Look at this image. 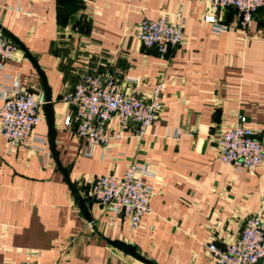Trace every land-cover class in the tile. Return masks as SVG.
<instances>
[{"label": "crops", "instance_id": "crops-1", "mask_svg": "<svg viewBox=\"0 0 264 264\" xmlns=\"http://www.w3.org/2000/svg\"><path fill=\"white\" fill-rule=\"evenodd\" d=\"M68 4L69 14L60 17ZM210 13L195 0H0V27L24 48L18 46L4 73L35 95L46 96V78L56 154L93 220L52 154L45 111L35 130L48 139L45 152L13 148L0 126V264H144L109 241L134 246L154 264H214L208 244L224 248L248 219L264 216V168L238 172L218 157L222 134L240 115L264 137V9L246 28L235 10L222 12L227 30L219 35L205 21ZM178 14L185 39L167 58L136 38L142 21H174ZM95 66L148 101L162 84L164 109L143 138L135 124L121 133L114 118L109 133L122 138L110 141L111 151L95 146L86 157L76 125L65 124L75 110L62 97ZM142 164L155 172L147 179L155 193L152 213L133 231L129 221L104 212L90 190L97 176L121 177Z\"/></svg>", "mask_w": 264, "mask_h": 264}, {"label": "built area", "instance_id": "built-area-1", "mask_svg": "<svg viewBox=\"0 0 264 264\" xmlns=\"http://www.w3.org/2000/svg\"><path fill=\"white\" fill-rule=\"evenodd\" d=\"M185 0H181L183 3ZM209 5L211 13L205 21L212 26L214 34L227 30L220 23V14L228 9L235 10L240 24L246 28L254 15L264 9V0H195ZM185 24L181 14L171 21L166 16L156 20L142 21L135 36L142 46L155 49L162 58H167L172 49L179 47L185 39ZM18 50V45L9 40L0 29V126L4 140L13 148L36 149L45 152L48 139L35 133L43 120L47 104L45 94L35 95L19 89V80L4 73L5 64ZM162 84H158L151 100H145L136 92L121 90L115 73H102L99 66L92 68L73 92L62 97V102L73 107L74 116H68L66 126L76 125L80 139L85 143L83 155L92 156L95 146L109 148L112 139L122 138V132L137 127L136 135L143 138L154 125L164 109L161 97ZM118 119L121 133H109V125ZM218 157L232 165L238 172L254 174L264 168V137L259 138L246 125L242 115L226 130L218 142ZM155 172L148 164L132 165L121 177L100 175L91 185V196L102 210L115 217L129 221L131 229L138 231L142 219L152 213L151 201L154 189L147 184ZM214 264H264V216L255 215L247 220L239 238L232 244L219 247L215 243L207 246ZM21 264H38L24 261Z\"/></svg>", "mask_w": 264, "mask_h": 264}, {"label": "water", "instance_id": "water-1", "mask_svg": "<svg viewBox=\"0 0 264 264\" xmlns=\"http://www.w3.org/2000/svg\"><path fill=\"white\" fill-rule=\"evenodd\" d=\"M1 29V27H0ZM2 30V29H1ZM3 33L7 36H9L18 46H21L22 49L23 46L22 44L11 34H9L8 32H6L5 30H2ZM32 59V58H31ZM32 61L35 63V61L32 59ZM44 84H45V90H46V100H47V104L44 107V111L46 113V118L47 121L49 123V127H50V137H51V145H52V154L60 168V170L62 171L63 175L66 178V181L69 184L70 189L72 190L78 204L79 207L81 209V211L83 212L85 218L92 223V217L90 216V213L88 211V207L86 206V202L84 200V198L81 196V194L79 193V190L77 189V187L74 185V183L72 182V180L70 179V176L68 174V171L66 169L63 168L62 164L60 163L58 156L56 154V148H55V129H54V123H55V110H54V104L52 102L51 99V94H50V89L48 87L46 78H44ZM109 244L111 246H113L114 248L120 250L121 252H124L127 255H130L132 257H134L135 259H137L138 261L144 263V264H154L144 258H142L140 255L137 254L136 252V248L132 245H128L125 244L123 242L120 241H109Z\"/></svg>", "mask_w": 264, "mask_h": 264}, {"label": "trees", "instance_id": "trees-1", "mask_svg": "<svg viewBox=\"0 0 264 264\" xmlns=\"http://www.w3.org/2000/svg\"><path fill=\"white\" fill-rule=\"evenodd\" d=\"M71 2H72V1H71ZM71 2H70V3H71ZM67 3H68V2H67ZM73 4H74V3H73ZM68 6H69V4L66 6L64 12H60V13H59V16H60V17L66 16V15L69 14V11H70V10H67V7H68Z\"/></svg>", "mask_w": 264, "mask_h": 264}]
</instances>
